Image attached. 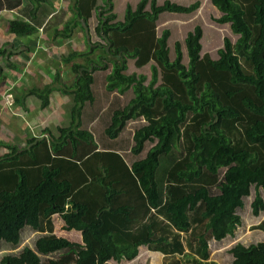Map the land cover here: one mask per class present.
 <instances>
[{
    "label": "trees",
    "instance_id": "obj_1",
    "mask_svg": "<svg viewBox=\"0 0 264 264\" xmlns=\"http://www.w3.org/2000/svg\"><path fill=\"white\" fill-rule=\"evenodd\" d=\"M52 2L0 0L16 40L0 45L1 78L20 68L14 55L34 52L24 41L40 30L65 40L78 28L86 47L61 54L44 88L28 89L22 98L12 88L4 92L9 112L36 99L34 118L58 91L69 121L56 134L42 130L23 148L1 143L0 250L11 253L0 264H122L135 261L141 247L184 257L185 264H215L208 243L235 236L242 225L238 210L253 188V214L264 211V0H210L222 14L216 22L237 38L226 37L213 59L202 53L196 26L184 41L187 64L181 42L172 60L171 31L159 34L157 21L163 13L192 14L198 2L141 0L136 10L128 7L124 22L117 21L113 0H71L68 20ZM21 7V15L11 14ZM93 16L100 42L91 41ZM130 60L150 67L148 84L146 76L127 73ZM127 93L133 97L125 104ZM86 104L98 114L93 123L81 122ZM128 130L129 158L124 145L113 146ZM55 215L65 231L80 233L81 243L56 235ZM256 228L264 233V219ZM26 231L36 240L14 253ZM231 255L232 264H264V242L239 243Z\"/></svg>",
    "mask_w": 264,
    "mask_h": 264
},
{
    "label": "rangeland",
    "instance_id": "obj_2",
    "mask_svg": "<svg viewBox=\"0 0 264 264\" xmlns=\"http://www.w3.org/2000/svg\"><path fill=\"white\" fill-rule=\"evenodd\" d=\"M71 0H53V6L56 11L65 12L66 16L64 20L70 19L71 15L68 12V6ZM150 1V0H149ZM158 6L164 5L165 2H171L176 3L181 6L189 7L196 2L199 3V7L197 10L192 14H170V13H163L160 15L159 20L157 21L158 24V30L159 34L162 33L165 29L171 31V37L169 39L170 46H171V58L172 60L175 59V43L181 42L183 46L184 51V63H188L187 58V50L184 45V41L186 39V36L189 32L193 31L196 26H200L202 28L203 37H202V53H209L213 59H217L219 54L218 50L223 46V41L226 37H231L233 40L237 37H235L232 34V31L230 29L229 25H220L216 22L218 18L221 17V12L217 10V8L213 7L210 4V0H156ZM141 0H113L114 3V10L113 13L117 14L118 18L117 21H125L126 18V12L129 6L133 8V10H136L137 6ZM26 2L24 1V4ZM23 7L16 8L12 10L11 14L21 15ZM146 10L149 11L150 7L149 4L146 7ZM12 18V15L10 13H2L0 15V45L4 43L12 44L15 40L14 36L9 34L7 32L6 22L8 19ZM95 25H97L96 19L93 16L89 20V27H90V34H91V41L92 42H100V39L97 35H95L94 28ZM61 27V25L59 26ZM48 33H53L51 31H42L40 30L36 35H34L30 40L31 43L29 46L34 47V51L36 50L35 47L39 44L41 47H44L48 51H43L44 54H47L49 52V58L51 59L53 66H56L54 68L55 71L57 70V60L61 54L68 53L69 51H84L86 48L83 41V34L81 31L77 28L73 34H71L70 39L65 40H55L53 36H50ZM27 40L24 41L26 44ZM32 47V48H33ZM27 54L30 56V60L26 64L25 70L27 71V75L24 77V79L28 82L27 84L31 87H35L38 89H42L44 85V79L43 75L37 79L35 76L32 77V79L29 80V73L30 70L28 69V66H30L34 60H36L38 63H42L41 55H39L37 52H30L27 51ZM54 55L56 56V59H54ZM54 59V60H53ZM14 61L18 63H23V60L21 56H14ZM1 67L4 68V65L1 64ZM60 66L64 71H66L67 67L63 66L60 61ZM66 67V68H65ZM23 73V72H22ZM128 74L137 73V75H144L147 77L146 84H148L151 81V69L149 66H145L144 68H136L134 61L130 60L129 62V70L127 71ZM12 77L15 75V73H10ZM65 75V73L63 72ZM104 75V74H99ZM10 77V75L8 76ZM4 78L3 80L8 83L10 78ZM51 83V82H50ZM49 83V84H50ZM46 84V83H45ZM1 86H3L2 81H0V89ZM101 88V87H98ZM124 100H122L123 103L127 104L130 100V98L133 97V94L127 93L124 95ZM7 109L9 106H6ZM6 111V110H5ZM59 111L63 115L62 120L66 123L68 122L67 117V108L65 103L61 104L59 106ZM28 118V117H26ZM35 120V119H34ZM131 129V127H129ZM131 131H126L119 139L118 142H115L113 145L114 148H119L120 145L125 146V155L129 158L132 156L131 148L134 144ZM26 140L20 141V138L18 140L16 139L14 143L9 142L10 145L16 144L18 148L25 147ZM153 147V144L146 145V148L143 152V155L141 157H145L147 155V152L149 149ZM2 153V149L0 148V155ZM261 197L264 201V190H260ZM256 190L253 188L251 191L250 197L246 198L244 201V207L238 210V214L240 215L242 219V225L237 229L235 236L228 237L227 239L217 242L215 240L209 241V261L215 264H232L233 263V257L231 255V249L237 245V244H243L245 246H250L253 244H258L261 242H264V233L257 229L256 227L260 225L262 220L264 219V211L260 213V216H255L253 214V207L252 203L255 199ZM54 224H55V233L58 237H63L68 239L71 242H77L81 243V235L79 232L76 231H70L67 232L64 230L63 225H61L62 220L59 215H55V218H53ZM37 234L33 232H25L23 242L20 246H18L17 249L13 250L14 253L16 251L21 250L25 246H32L34 241L37 238ZM11 253V250L9 248H1L0 250V262L2 258ZM186 253H188V250H186ZM186 258L179 257V256H173V257H166L161 254H155L151 253L147 249V247H143L142 250H140L139 257L133 261V262H124L122 264H176L178 262H181L182 264H185ZM109 264H118L115 262H110Z\"/></svg>",
    "mask_w": 264,
    "mask_h": 264
},
{
    "label": "crops",
    "instance_id": "obj_3",
    "mask_svg": "<svg viewBox=\"0 0 264 264\" xmlns=\"http://www.w3.org/2000/svg\"><path fill=\"white\" fill-rule=\"evenodd\" d=\"M26 43L30 45L29 42H26ZM36 49L37 50H35L34 52H37L39 55H41L43 62L38 63L36 60H34V62L30 66H28V69L30 70L28 78L30 80L32 79V77L35 76L37 79H39V77L43 75L44 76L43 79L45 81L44 85L46 86L50 82L52 83L53 76L55 73L54 68H56V66H53V63L51 59L49 58V52L47 54H44L43 51H48L47 49H45L44 47H41L39 44L37 45ZM14 56H21L22 58L23 63H18L21 65L20 68L6 71V74L10 75V77H8L10 78L8 83L3 80L4 78L0 77V80L3 83V86H1V89H0V148L2 149V153L0 156H2L3 153L6 151L5 149L1 147L2 142L3 143H9V142L14 143V141L16 139L18 140V138H20V141H22V140H26L34 136H40L42 133V130H45L47 128L52 129L53 133L56 134V127L61 126V122L63 121L62 120L63 115L59 111V106L61 104H64V102H66L65 100L59 101V97L61 93L58 91H55L54 94L51 95L50 106L46 110L41 111L40 114L36 115L34 118H32L30 114L33 110H36L39 108V105L37 104L36 99L34 98L25 100V102H27L29 109L28 108L21 109V108L15 107V104L12 107L11 112H9L8 109L7 110L4 109V105L2 104V102L4 100V103H5V95H6L4 93L5 90L12 88V94L15 96H20L22 98L24 97L28 89L36 88V86L35 87L29 86L27 84L28 82L24 79V77L28 74L25 68H26L27 62L30 60V56L27 54V52H24L23 54H20V55H14ZM56 56L57 55H54V59H56ZM59 68L60 67L57 66V70H59ZM10 73H15V75H13L14 77H12ZM24 73H27V74L24 75ZM61 73L63 74V71H61ZM99 74L101 73H97L96 77L105 76V75H99ZM69 83L70 82H68V84ZM67 107L68 105L66 104V108ZM25 110L28 111L29 113H26ZM97 115L95 117L94 111L91 110L88 104H86L82 110L81 122L83 124L93 123L96 121ZM67 117L69 121L68 114H67ZM105 148H111V147H103V149ZM118 151L120 153H124L123 148L118 149ZM140 158H144V157H140ZM53 218H55V216ZM61 225H63V223H61ZM142 248L143 247H141L140 250H142Z\"/></svg>",
    "mask_w": 264,
    "mask_h": 264
}]
</instances>
